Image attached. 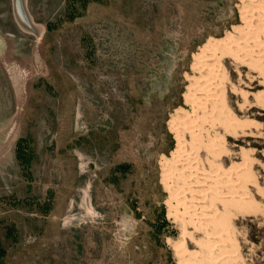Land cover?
Returning a JSON list of instances; mask_svg holds the SVG:
<instances>
[{
    "label": "rangeland",
    "instance_id": "1",
    "mask_svg": "<svg viewBox=\"0 0 264 264\" xmlns=\"http://www.w3.org/2000/svg\"><path fill=\"white\" fill-rule=\"evenodd\" d=\"M250 1L27 0L36 36L0 0V264H177L168 238L186 214L166 204L182 184L162 167L168 122L190 108L194 55L245 25ZM233 58L221 56L227 99L256 128L228 143L253 151L257 207L235 213L234 237L244 264H264V73Z\"/></svg>",
    "mask_w": 264,
    "mask_h": 264
},
{
    "label": "bare ground",
    "instance_id": "2",
    "mask_svg": "<svg viewBox=\"0 0 264 264\" xmlns=\"http://www.w3.org/2000/svg\"><path fill=\"white\" fill-rule=\"evenodd\" d=\"M251 1L252 9H239L245 25H236L221 37H210L194 55L191 66L198 75L190 77L183 94L190 108L175 109L168 122L175 146L165 156L162 167L167 172H177L182 184H168L173 199H167L166 204H169V215H177L178 208L186 214L183 237L168 238L177 264H244L236 247L233 221L235 213L250 214L257 208L251 189L253 176L249 171L253 151L240 146L234 152L228 137L251 135L256 120L239 116L230 106L226 92L228 75L221 56L230 55L264 73V0ZM254 93L251 94L255 101L263 103L260 92ZM240 94L247 99L246 91ZM231 154H237L240 161L227 166L224 157ZM186 224L195 231H203L204 236L198 238ZM190 242L198 249H191Z\"/></svg>",
    "mask_w": 264,
    "mask_h": 264
},
{
    "label": "water",
    "instance_id": "3",
    "mask_svg": "<svg viewBox=\"0 0 264 264\" xmlns=\"http://www.w3.org/2000/svg\"><path fill=\"white\" fill-rule=\"evenodd\" d=\"M13 9L17 24L23 26L28 32L39 36L41 26L33 19L27 6V0H13Z\"/></svg>",
    "mask_w": 264,
    "mask_h": 264
},
{
    "label": "trees",
    "instance_id": "4",
    "mask_svg": "<svg viewBox=\"0 0 264 264\" xmlns=\"http://www.w3.org/2000/svg\"><path fill=\"white\" fill-rule=\"evenodd\" d=\"M124 165H121V167H123ZM163 212H164V207H163ZM165 218V217H164ZM165 220H166V218H165Z\"/></svg>",
    "mask_w": 264,
    "mask_h": 264
}]
</instances>
